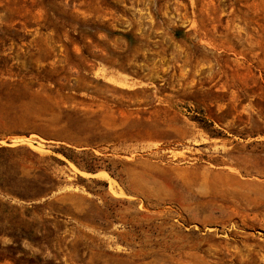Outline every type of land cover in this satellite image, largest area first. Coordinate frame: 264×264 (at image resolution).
<instances>
[{
  "label": "rangeland",
  "instance_id": "374dc122",
  "mask_svg": "<svg viewBox=\"0 0 264 264\" xmlns=\"http://www.w3.org/2000/svg\"><path fill=\"white\" fill-rule=\"evenodd\" d=\"M0 264H264V0H0Z\"/></svg>",
  "mask_w": 264,
  "mask_h": 264
},
{
  "label": "trees",
  "instance_id": "16d2710c",
  "mask_svg": "<svg viewBox=\"0 0 264 264\" xmlns=\"http://www.w3.org/2000/svg\"><path fill=\"white\" fill-rule=\"evenodd\" d=\"M65 157H67V158H69V159H71V157H69L66 153H64L63 151L61 152ZM88 171H90V169H88ZM36 188H38V189H35L34 191H32V192H34L33 194L35 195V196H41V195H44V194H47L48 193V191H47V189L46 188H44V187H42V186H36ZM28 194H32V193H28ZM32 194V195H33Z\"/></svg>",
  "mask_w": 264,
  "mask_h": 264
}]
</instances>
